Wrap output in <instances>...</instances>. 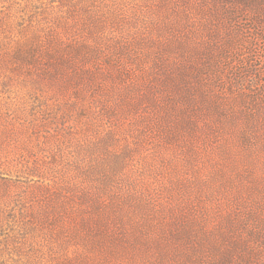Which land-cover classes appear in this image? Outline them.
Masks as SVG:
<instances>
[{
	"label": "rangeland",
	"instance_id": "obj_1",
	"mask_svg": "<svg viewBox=\"0 0 264 264\" xmlns=\"http://www.w3.org/2000/svg\"><path fill=\"white\" fill-rule=\"evenodd\" d=\"M0 264H264V0H0Z\"/></svg>",
	"mask_w": 264,
	"mask_h": 264
}]
</instances>
